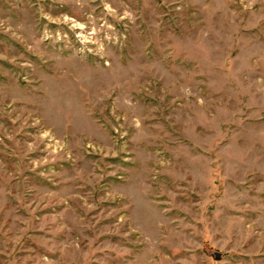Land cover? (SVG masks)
Listing matches in <instances>:
<instances>
[{"label":"rangeland","instance_id":"rangeland-1","mask_svg":"<svg viewBox=\"0 0 264 264\" xmlns=\"http://www.w3.org/2000/svg\"><path fill=\"white\" fill-rule=\"evenodd\" d=\"M0 264H264V0H0Z\"/></svg>","mask_w":264,"mask_h":264},{"label":"water","instance_id":"water-1","mask_svg":"<svg viewBox=\"0 0 264 264\" xmlns=\"http://www.w3.org/2000/svg\"><path fill=\"white\" fill-rule=\"evenodd\" d=\"M205 253L206 255L212 257L215 260H219L223 256V253L218 252L216 250H206Z\"/></svg>","mask_w":264,"mask_h":264}]
</instances>
